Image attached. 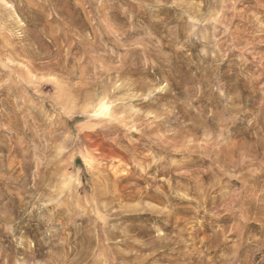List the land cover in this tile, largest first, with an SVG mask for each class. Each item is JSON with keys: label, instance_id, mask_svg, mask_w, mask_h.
<instances>
[{"label": "rangeland", "instance_id": "374dc122", "mask_svg": "<svg viewBox=\"0 0 264 264\" xmlns=\"http://www.w3.org/2000/svg\"><path fill=\"white\" fill-rule=\"evenodd\" d=\"M0 264H264V0H0Z\"/></svg>", "mask_w": 264, "mask_h": 264}]
</instances>
